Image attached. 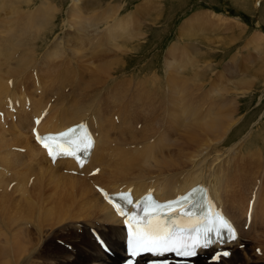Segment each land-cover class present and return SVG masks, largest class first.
I'll return each instance as SVG.
<instances>
[{
	"label": "bare ground",
	"instance_id": "6f19581e",
	"mask_svg": "<svg viewBox=\"0 0 264 264\" xmlns=\"http://www.w3.org/2000/svg\"><path fill=\"white\" fill-rule=\"evenodd\" d=\"M28 1L0 0V106L4 104V98L8 94L22 101L16 110L18 116L16 124H11L12 120L9 124L7 118L4 123L0 122V264H117L112 257L98 250L91 243L87 229L83 228V232L78 233L79 225L75 224L78 221L84 222L82 227L99 225L103 230H106L110 223L107 239L115 250V258L120 257L123 247L114 233L120 230L119 220L100 198L90 179L65 173L60 167L50 165L43 154H38L37 147L32 143L31 134L25 128L27 123L24 118L27 113L23 107L25 96H28L31 106L34 107L42 103L44 95L36 96V88L27 87L22 80L30 73L32 66L37 67L43 72L46 89L50 82L48 64L51 73L61 70L62 80L69 75L67 84L60 82L56 86V96L53 98L55 105L61 104L65 99L70 103L69 106L75 101L80 102V108L85 114L93 113L99 117L100 128L103 130L98 138L100 159L105 160L106 163L92 178L110 188H116L121 184H133L136 193L153 186L162 197L181 191L193 182H205L216 200L239 225L242 224L243 214L252 192L255 196L253 217L248 228L249 232L242 230V235L248 237L246 239L250 237V240L255 242V247L259 246L264 251V172L259 177L256 168L259 161H264V157L259 158L257 147L251 151H241V155L238 153L233 155L230 150H226L219 157L221 161L215 168L201 164L196 166L198 161L202 162V154L212 148L214 143H227L224 138L237 121L236 106H233L237 103L236 100L232 99L231 103L224 98L225 93H230V89L223 85L227 76H224L225 79L223 74L219 75L203 99L206 101L209 96L216 94L219 96L217 97L219 101L215 102L224 106L219 109L223 117L219 113L218 118H212L211 116L217 111L215 103L209 106L205 115H201L198 110L193 109V106L186 104L189 90L187 82L181 76L170 74L166 83L150 77L138 79L139 77L135 78V75L132 76L133 79L121 76L116 80L114 74L122 66L111 68L113 62L106 60L103 61L108 63L106 66L105 63L104 65L101 63L94 67L96 75L91 77H88L91 69L86 65L68 64L63 60L54 71L52 63L54 61L58 63L56 56L60 53L65 56L72 54L73 60H76L75 56L77 58L80 55L88 56V53H92L91 56L101 51L103 55L108 54L111 46L124 49L123 54L127 53L131 49L125 44L129 40L127 34L131 33L127 25L130 27L134 22L133 15H124L126 17L121 18L123 25L120 26L119 20L110 23L105 21L106 18L102 15L97 18V10L94 8L99 5L98 0H85L90 1L94 7L87 17L88 10L87 12L81 10L80 3H84L86 8L91 3L74 0V5L69 11V14H73L71 15L73 19L68 21L67 26H75L76 38L70 37L71 32L59 36L54 40V47L44 52L43 59L40 60L36 57L39 48L37 39L43 32L42 28L49 25L54 10L42 6L37 15H34L31 11L23 9V3ZM6 17L10 19L13 17V20L4 24ZM215 17L217 16L214 15ZM238 20L236 19L237 24H239ZM101 24L105 26L102 27ZM89 26L94 29L102 28V31H94L96 35L99 32L97 38L93 39L94 45L90 44L91 39L87 31ZM194 29L190 24L183 26L186 35L190 33L197 35V30ZM253 39L258 41L260 36L255 35ZM62 40L65 42L64 47L61 45ZM115 40L121 43H114ZM261 45H257L259 50ZM189 46L183 55L185 60L179 59L181 53L176 51L175 46H171L168 53L171 59L169 57L168 60L171 61L172 72L175 66L185 70L189 63H196L191 58L192 51ZM192 50L196 52L194 46ZM16 51H18L17 56ZM111 58H115V55ZM118 61H121V57L116 58L115 61V64L120 65L121 62ZM230 69L231 67L227 68V72H230ZM8 78L12 79L11 83L7 82ZM245 84V82L239 83L240 87ZM17 88L18 93L15 91ZM160 101L165 105L167 111L165 120L169 124L154 144L145 136L149 135V132H158L156 126L163 118L162 105H158ZM114 105L125 106L120 113ZM134 109L135 117L132 116ZM7 114L12 115V112ZM115 114L119 117L118 123L112 118ZM138 114H143L144 126L141 124L136 133L134 130L140 123ZM55 116V126L58 127L59 123L69 116L67 108L57 109ZM6 122L8 124L5 127ZM111 140L117 143L112 149H110ZM140 141L144 142L143 150L151 146L152 150L149 153L137 154L132 144ZM14 143L28 147L27 158L11 148ZM235 145V149L239 147L235 142L231 148ZM110 152L113 157L109 160L107 157ZM67 160L65 159L64 162L68 163ZM251 160L256 163H252ZM241 163H243L242 167ZM15 165L18 167L19 177L13 174ZM11 181L14 183L9 187ZM236 181L239 182L238 185ZM254 186L256 189L253 191ZM13 192L16 194L14 195ZM58 238L71 243L74 250L57 243L55 239ZM251 247L254 248L253 245ZM242 249H236L228 258L220 261V264L264 263L260 261L264 252H261L263 255H256L253 252L255 253L253 258L243 263L242 254L248 255L249 251L248 246Z\"/></svg>",
	"mask_w": 264,
	"mask_h": 264
},
{
	"label": "rangeland",
	"instance_id": "374dc122",
	"mask_svg": "<svg viewBox=\"0 0 264 264\" xmlns=\"http://www.w3.org/2000/svg\"><path fill=\"white\" fill-rule=\"evenodd\" d=\"M69 2L70 0H29L27 3H23V9L31 11L34 15H37L42 6H46V8L51 7L54 10L53 18L50 19L49 25L41 30L43 31L41 33L42 37H44L45 31L46 36L43 40L40 38L38 41L40 45L42 44L39 49L40 53L48 43V48L44 52L54 47L53 44L56 38L64 36L66 32L73 31L72 28L69 31L68 26H66L68 21L73 19V16L71 17L73 14H69V11L74 5V0H71L70 5ZM97 3L99 5L95 8L92 6V3L88 5V8H86L87 6L84 3H80V8L81 10H86L85 12L91 9L93 11L94 8L97 10V18L101 15L104 18L110 17L112 19L110 23L119 20L120 26L123 25L121 18L133 15L134 22L130 24V27L126 24L130 28L131 33L127 34L129 40L125 44L131 49L123 54L124 49L115 48L114 46L109 47L107 53L111 54V57L115 55V58H111L105 53L103 55V51L93 56H91L92 53H88V56L80 55L78 56L79 59L75 56L78 66L86 65L88 69H91L89 72L91 75L88 73V77L95 76L94 67L99 66L101 63V65H104L105 62L103 61L105 60L106 62H113L111 68H120L122 66L114 74L116 80H119L121 76L133 79V73L126 74L123 71L135 69L141 73H149L150 69L156 67L159 71L165 73L164 81L160 80L159 75L156 74L157 76H155L152 73L144 74L138 79L150 77L166 83L169 80L170 74L181 76L187 82L189 90L186 104L193 106V109L195 111L198 110L201 115H205L209 110V106L215 103L217 111L211 117L218 118L219 113L223 117V113L219 109L224 107L215 102L219 101L217 99L219 96L214 94V96H209L210 98L206 101L203 99L213 81L223 74V77L227 76V80L224 81L225 84L223 83V85H226L230 89V93H225L224 98L230 100L231 103L232 99L236 100L237 103H234L233 106H236L237 121L224 138L227 143H214L212 148L202 154V162L198 161L196 166L201 164L212 168L217 167L221 161L219 157L226 150H230L234 155L235 153L240 154L241 151H251L257 147L259 158L264 157V48H262L264 45V0H98ZM2 5H4V2H2ZM107 10L108 12H105ZM118 13L119 15H117ZM214 15L217 17L214 18ZM143 19L145 21L140 32H134L133 27L137 23H141ZM236 19H239V24L236 23ZM11 20H13V17L11 19L6 17L4 24L6 21L11 22ZM186 24H190L193 29L195 28L194 30H197V35L195 33L186 35V31L183 32V26ZM104 26L102 25V27ZM89 28H87V31L92 30V28L90 30ZM255 35H259L262 40L254 41L253 37ZM70 37L76 38L72 35ZM49 38L51 39L49 40ZM176 38H178L180 43H177ZM114 43L121 42L115 40ZM90 44H95L93 39H91ZM258 44H262L260 50L258 49ZM187 45H190L189 49L192 51L191 58L196 63H189L185 70H181L175 66L172 72L170 67L171 61L168 60L171 46H175L176 51L181 53L178 58L185 60L183 55L188 47ZM192 46L195 47L196 52L192 50ZM66 50L68 51V49ZM44 52L39 57L40 60L43 59ZM120 57L121 63L118 61L120 65L115 64L116 58L119 59ZM73 58L72 54H68L63 61L71 64V59ZM55 63V61L52 63L54 71ZM58 63H62V61ZM107 64L105 63L104 66ZM56 67L58 68L57 65ZM230 67L231 71L227 72V68ZM58 71L60 70L58 69ZM233 73L234 75H231ZM117 74L119 77H117ZM238 80L243 83L245 82L244 86L246 87H240L241 85H239L240 82ZM203 82L204 85L202 86ZM47 86H49V83ZM27 87L29 86L27 85ZM233 90L235 91L233 92ZM213 97L215 98L213 99ZM7 116L11 117L9 114H6V118ZM167 124L169 123L167 122ZM134 125L135 122L133 123ZM235 142L239 147L235 149V145L231 148ZM251 162L254 163V160H251ZM240 165L242 167L243 163ZM263 167L258 168V170L261 169L262 171H260L263 172ZM237 177L240 178L238 175ZM238 184L239 182L236 181V185ZM253 189H256V186ZM248 230L247 232H249ZM253 247L255 248V245ZM249 248L250 246L248 247V255L242 254L241 261L243 263L249 258H253L255 254ZM260 261H264V256L260 257Z\"/></svg>",
	"mask_w": 264,
	"mask_h": 264
},
{
	"label": "snow or ice",
	"instance_id": "6c2138e0",
	"mask_svg": "<svg viewBox=\"0 0 264 264\" xmlns=\"http://www.w3.org/2000/svg\"><path fill=\"white\" fill-rule=\"evenodd\" d=\"M80 126L82 125H78L77 127H80ZM69 131H74V129H69ZM103 191L104 190L101 189V192ZM195 191L196 190L194 189L193 193ZM119 195H121L125 203H132V201L127 200L126 196H124L123 194H119ZM105 199L111 202L112 200L111 194H105ZM115 207L119 215L125 214L121 210L123 208V205L117 203ZM222 219L225 220L223 228H224V231L227 232V236L225 237L224 232H221L220 230H213V228L211 227L207 228L205 231L204 237L201 241L192 244L190 247L187 244L184 245L182 249V253L183 252L187 253L184 264H191V258H194L197 255H199L200 249H207V248L212 247L213 245L224 244L229 241H234L238 238V235L235 233L234 228H232L230 223L227 222V218L222 217ZM125 224H127V220H125ZM144 233L147 236H153V237H160L161 235H165L160 225L152 224L150 221H147L144 224ZM167 238H168L167 235H165V239ZM97 242L100 243L101 247H105L103 241L99 237H97ZM156 255H162V253H156ZM230 255L231 253L228 250H219V251H216L215 254L211 257V260L213 264H220V261L222 260L223 257H227Z\"/></svg>",
	"mask_w": 264,
	"mask_h": 264
}]
</instances>
